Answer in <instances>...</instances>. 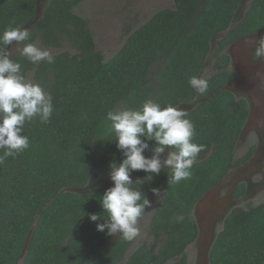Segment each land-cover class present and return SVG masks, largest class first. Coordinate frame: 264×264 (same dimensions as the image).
Here are the masks:
<instances>
[{
  "label": "trees",
  "instance_id": "trees-1",
  "mask_svg": "<svg viewBox=\"0 0 264 264\" xmlns=\"http://www.w3.org/2000/svg\"><path fill=\"white\" fill-rule=\"evenodd\" d=\"M81 1L48 0L28 30L29 39L18 43L9 56L20 63L25 78L31 73L34 83L51 97L53 112L46 123L39 117L26 122L22 135L28 137L29 147L0 164V264L18 263L32 225L22 264L122 262L132 240L119 234L110 239L107 229L96 230L103 218H88L91 213L107 218L99 200L113 185L59 192L84 187L94 173H109V165L124 158L106 119L109 111L139 110L149 99L162 108L197 99L186 118L194 126L193 142L204 146L197 158L209 154L195 161L191 177L179 183H169L172 169L164 163L159 173L147 172L143 181H133V189L149 201L157 196L153 189L161 196L149 216L150 239L123 261L190 264L186 250L198 236L192 215L196 203L255 149L251 145L244 154H235L249 105L223 88L234 76L223 50L264 29V0H250L240 19L234 17L243 0H175L173 7L154 12L131 32L108 60L96 49L88 20L74 12ZM35 12L36 0H0V34L9 27L20 28ZM222 31L226 32L215 40L212 52L213 70L218 71L202 77L208 89L201 95L189 85V78L199 77L211 39ZM36 40L52 48L69 43L76 52H58L52 55L53 63H32L20 50ZM142 140L148 144L142 154L150 159L155 142ZM243 192L240 183L234 196ZM147 212L148 208L142 217ZM207 257L208 264H264V201L234 206Z\"/></svg>",
  "mask_w": 264,
  "mask_h": 264
},
{
  "label": "clouds",
  "instance_id": "clouds-1",
  "mask_svg": "<svg viewBox=\"0 0 264 264\" xmlns=\"http://www.w3.org/2000/svg\"><path fill=\"white\" fill-rule=\"evenodd\" d=\"M28 39V30L22 28L9 27L0 34V44L3 45L0 47V149L3 150L0 164L29 147L28 137L22 135L26 122L39 117L41 123H46L53 112L51 97L38 83L26 80L21 74L20 63L9 59L6 51L5 46L14 41L18 44ZM256 45L254 57H264V37H260ZM20 51L32 63H53L48 50L31 43ZM189 85L201 95L208 89V81L196 76L189 78ZM186 116L187 112L179 107L169 105L162 108L150 99L139 110L124 108L106 114L116 146L122 150L124 158L119 164L113 162L109 165L113 186L106 189L99 200L107 218L98 213L88 214L91 221L104 219L103 223L96 224L97 231L107 229L106 235L118 233L128 241L140 234L138 222L151 203L140 190L133 189L135 182L130 173L133 170L159 173L162 164L158 154L164 152L165 146L170 149L163 165L172 169L169 183L176 184L191 177L193 164L204 146L193 142L194 126ZM142 138L155 142L154 155L150 159L142 154L148 148ZM152 191L159 195V189Z\"/></svg>",
  "mask_w": 264,
  "mask_h": 264
},
{
  "label": "flooded vegetation",
  "instance_id": "flooded-vegetation-1",
  "mask_svg": "<svg viewBox=\"0 0 264 264\" xmlns=\"http://www.w3.org/2000/svg\"><path fill=\"white\" fill-rule=\"evenodd\" d=\"M260 37H264V31L260 34V36L257 37L247 38L240 42H237L239 40L237 39L223 50L229 55V68L234 72L233 78L229 80L224 86H227L229 88L228 90L232 91L238 98H245L249 105L248 120L246 121V125H244L245 127L243 134L239 138L237 145L244 142L245 137L243 136L249 131L254 132L256 136V142L255 144L251 143L248 145V147L251 145L255 146L253 154L241 165L232 169L222 181L212 188V192L216 191L217 193L211 199V202L208 206L210 208L211 214L207 223V233L205 235L201 231L200 225L197 224L198 236L194 242L196 245H198V252L195 264H208L207 254L209 248L214 241L216 234L222 228L224 218L228 212L240 201L264 192L263 185L258 186L257 188H252L250 184V180L254 175L260 173L264 177V57H254V51L257 47L256 41ZM232 45L235 46L232 47ZM213 50L214 49L210 51V56H207L201 73L207 67H209L210 72L214 73L218 71L213 70ZM208 59H212V62L209 63ZM201 73L199 77L201 76ZM258 73L261 75H257ZM198 102L199 100L197 101V99H194L191 104L196 105ZM256 102L258 103L256 104ZM185 105L186 103H182V106ZM184 110L187 112V109ZM260 121H263L262 124H260ZM248 147H246L244 153L248 150ZM158 157L160 161L164 163L168 156L162 152L158 155ZM98 174L99 173L96 172L91 176V180L88 183V188L97 190L109 187L113 184V182L110 180V176H107L106 174ZM240 183L244 184V192L239 197H235V190ZM221 191H224V193L220 194ZM154 199L156 201V198L154 197L152 198V201H154ZM133 241L134 239L132 240V243Z\"/></svg>",
  "mask_w": 264,
  "mask_h": 264
},
{
  "label": "rangeland",
  "instance_id": "rangeland-1",
  "mask_svg": "<svg viewBox=\"0 0 264 264\" xmlns=\"http://www.w3.org/2000/svg\"><path fill=\"white\" fill-rule=\"evenodd\" d=\"M47 1L48 0H42V4L45 5ZM174 1L175 0H83L74 7V12L80 14L88 20L95 47L103 55L104 60H108L120 49L126 38L132 31H134L137 26L142 24L144 21H147L154 12L163 8L173 7ZM33 45L38 48L48 50L51 56L61 51L68 53L76 52L75 48H73L69 43L64 44L61 48H52L45 47L39 40H36L34 41ZM212 45V49H214V42ZM17 49L18 46L16 44L12 49L11 54L15 53ZM211 62L212 59L209 60V63ZM209 73L210 69L207 67L198 78H202L204 75ZM26 80L34 83L31 73L27 75ZM257 103L258 102H256V104ZM178 107L183 110L186 109V106L180 105ZM260 122V124H262L263 121ZM243 137H245L244 142L239 143L235 149L236 156L244 153L246 147H248L249 144H255L256 142V136L253 131H249ZM250 184L252 188H257L258 186L262 185L264 186V177L258 173L252 177ZM216 193L217 192L214 191L204 197V199L194 207L192 212L194 219L196 220L197 224L200 225V229L204 235L207 233V223L211 214L210 208L208 206ZM223 193L224 191H221L220 194ZM150 200L151 207L149 208L147 214L138 222L140 234L134 238L127 255H129L131 251H133L139 244L150 239L148 235V221L157 201H155V199L152 201V198H150ZM263 201L264 192L248 197L245 200L240 201L237 205L247 207L249 204L257 205ZM116 235H110V239L114 238ZM186 252L188 256V262L190 264H195L198 245H196L194 242L188 246ZM21 260H19L17 264H22ZM118 264L122 263L120 262Z\"/></svg>",
  "mask_w": 264,
  "mask_h": 264
},
{
  "label": "water",
  "instance_id": "water-1",
  "mask_svg": "<svg viewBox=\"0 0 264 264\" xmlns=\"http://www.w3.org/2000/svg\"><path fill=\"white\" fill-rule=\"evenodd\" d=\"M249 1H250V0H243V1L241 2V6L237 9L234 19L237 18V17H239V19L242 18L243 14H244V11H245V9H246V7H247V3H248ZM44 6H45V5L42 4V0H36V12H35V14L33 15V17H32L31 19H29L28 21H26V22H25L20 28H22V29H26V30H29L30 27H31L32 25H34V24L37 22V20L41 17V15H42V9H43ZM239 19H238V20H239ZM236 21H237V19H236ZM234 22H235V21H233V22L230 24V27L234 24ZM263 31H264V29H262V30L259 31V32L254 33V34H251V35H248V36H244V37H242L241 39H239L237 42H240V41H242V40H244V39H247V38H252V37L260 36V34H261ZM225 32H226V31H222V32H220L219 34H217L216 36H214V37L211 39V50H212V46H213L212 44H213V42H214L218 37L223 36V35L225 34ZM16 44H17V42L14 41L12 44L5 46V47H6V51L9 52V56L11 55V51H12V49L15 47ZM234 46H235V45H232V47H234ZM211 50H210V51H211ZM223 88H224V89H229L227 86H224ZM180 105H182V104H180ZM180 105H178V106H180ZM178 106H177V107H178ZM185 106H186V109H187V112H188V111H190L192 108H194L195 104H186ZM245 125H246V124H245ZM244 127H245V126H244ZM243 130H244V128H243ZM243 130H242V132H241V134H240V137H241L242 134H243ZM169 151H170L169 147L166 146L165 149H164V152H163V153H165V154L168 156V155H169ZM208 154H209V152H207L206 154L200 156L199 158L196 159V161H199V160L204 159ZM158 158H159V157H158ZM162 163H163V162H161V164H162ZM146 173H147V172H145V171H143V170H133V171L130 173L131 180H132V181H135V180L143 181L144 176H145ZM106 175H107V176H110V172H109V173H106ZM90 180H91V178H90ZM90 180H89V181H90ZM89 181H88V183H89ZM88 183H87L84 187H80V188H73V187L63 188L62 190H60L59 193H62V192H64V191L79 192V193L84 192V191H86V189L88 188ZM112 185H113V184H112ZM210 193H212V189H210L208 192H206L205 195H204V196H203V197H202V198L196 203V205H198V204L200 203V201L203 200L204 197H206V196L209 195ZM160 196H161V195L150 196V198H153V197H154V198H156V200L158 201L159 198H160ZM150 201H151V200H150ZM157 201H156V202H157ZM196 205H195V206H196ZM154 207H155V206H154ZM148 210H149V208H148ZM36 217H37V216H36ZM36 217H35V219H36ZM33 228H34V225H32V227L30 228V230H29V232H28L27 241H26V243H25V245H24V247H23V249H22V252H21V255H20V257H19V260L23 259V256H24V253H25V251H26V247H27V245H28V242H29V240H30V236H31V233H32ZM127 252H128V251H127ZM126 256H127V253H126ZM126 256H125L124 259L122 260V262H121L122 264H123V261L126 259ZM207 256H208V254H207ZM19 260H18V261H19ZM207 261H208V257H207Z\"/></svg>",
  "mask_w": 264,
  "mask_h": 264
}]
</instances>
